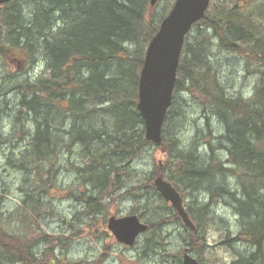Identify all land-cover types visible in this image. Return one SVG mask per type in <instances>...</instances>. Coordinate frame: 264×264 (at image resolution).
Returning a JSON list of instances; mask_svg holds the SVG:
<instances>
[{"label":"trees","instance_id":"1","mask_svg":"<svg viewBox=\"0 0 264 264\" xmlns=\"http://www.w3.org/2000/svg\"><path fill=\"white\" fill-rule=\"evenodd\" d=\"M16 1L0 6V58L11 51L34 63L31 66L39 61L45 64L37 78L22 80L11 73L9 80L0 83V98L7 100L13 94L17 98L13 104L7 100L14 105L5 110L11 130L3 134L0 129V148L10 146L4 154L8 166L21 176L28 171L27 189L14 216L17 222L22 216L27 220L40 214L38 209L52 191L74 197L92 214L103 209L105 198L122 193V198L138 201L131 214L148 223L147 233L165 245L161 231L170 222L180 221L179 217L175 212L162 215L160 210L168 205L156 191L152 173L144 181L132 184V180L134 161L156 146L145 138L137 109L138 84L145 49L166 16V7L154 10L151 0H32L30 7L23 2L21 9ZM263 18L264 0H212L186 37L162 142L157 144L166 149L174 168L166 179L180 193L192 196L186 210L195 229L182 224L186 248L200 253L208 227L221 220L216 212L223 204L236 217L226 243L234 250L242 248V252L235 250L233 264H264ZM222 53L244 59L247 73L255 77L249 96L231 90L223 77L226 64L217 60ZM180 93L201 108L204 128L198 126L196 141L202 137L208 153H198L192 144L187 149L180 146L178 131L184 113L179 108L186 102ZM194 95L199 101H194ZM213 117L218 123L215 130ZM172 118L178 124L173 128ZM22 141L25 144L17 149ZM213 143L221 145L225 161ZM67 167L75 173L73 188L58 184ZM23 224L25 233L22 225L19 231H9L0 220V264H62L57 255L52 258V246L67 253L77 239L69 235L81 232L57 238L36 232L30 222ZM41 245L50 247L36 252ZM160 253L149 257L155 260ZM177 253L168 264H182L183 252ZM137 257L146 258L140 253Z\"/></svg>","mask_w":264,"mask_h":264},{"label":"rangeland","instance_id":"2","mask_svg":"<svg viewBox=\"0 0 264 264\" xmlns=\"http://www.w3.org/2000/svg\"><path fill=\"white\" fill-rule=\"evenodd\" d=\"M30 1L32 0H17L15 6L22 9V3L24 2L26 4L25 7L28 8V6H31L29 3ZM216 1L219 2L221 0ZM173 2L174 0H156L151 7L157 11L166 7L165 10L168 11ZM15 57L23 60V63L25 61L26 66L24 63L22 68L19 69L14 63L10 64L7 61V59ZM217 60H219V62L223 60V64H226L224 71L225 76L223 77L230 82L231 90H234L239 94H248L247 96H249L251 94L253 78L255 77H253L251 73H247L244 67V59L240 56L222 53ZM14 62L16 63V61ZM32 64L34 63H28L27 60H24L22 55L8 51L6 56L0 58V83L3 80H9L8 75L11 73H13L17 79L21 78L22 80L26 77L30 80L37 78L39 73L43 72L45 64L43 61H39V64L35 63L36 66H31ZM180 95L183 96L182 99L186 102L184 104L185 107L183 106L182 108H179V111H182L184 116L183 123H181L180 130L178 131V139H182V142L187 144L197 135L198 126L204 128L202 125L204 120L201 118V108L197 107L198 103H194L193 99L190 102L191 98L186 94L184 95V93H180ZM194 97V101H199L195 95ZM16 99L17 98L14 94L13 97L11 95L7 96V100L12 104ZM7 100L3 97L0 98V117L2 118L1 120L4 121L0 129L3 134L9 133L11 130L7 121V112L5 110L14 108V105ZM215 124H218L217 119L213 117L212 126L214 127V130L216 128ZM170 125L171 128L177 126L176 119L172 118ZM214 136H218L216 131L213 132V139L217 140ZM203 142L204 139L198 137V143L201 146V150L205 151V147L202 145ZM23 143L24 141L18 142L16 144L17 149H19ZM213 144L220 155L219 158L225 161L227 157L221 150V145L217 143ZM8 149H10L8 144L3 145V147L0 148L1 224L4 229H9V231L14 228H16V231H19V227L22 225V233H25L26 229H24L23 223L24 221L26 223L30 222L31 227H34L36 232L42 230L57 238L63 234L65 235V233L70 234L77 230L81 231L76 237L69 235V237L77 239L71 244L67 253H62L59 250L60 247L56 249V246H52L55 247V253H53L52 258L55 259L57 255L63 262H66H62V264H67L69 262H76L77 264H168V259L172 260L173 257H178L179 253L177 252H183L187 247L182 238L183 229L182 223L179 220L170 222V225L165 226L161 231L165 238V245H161L157 242V239H154L151 232L142 235L137 243L131 248L116 244L114 238L105 233L107 230L106 225L108 219L112 215L131 214L132 208L139 207V203L134 197L127 196L122 198V193L112 195L111 198H105L101 202L103 209L97 210L95 214H92L87 212L84 203H78L74 197H63L59 192L52 191L49 193L50 200H46L47 202H44L45 204L42 209H38V211L41 212L40 214L31 215L27 220H25L20 214L22 218H19L20 220L17 222V217L14 216L18 213L17 209L21 198L24 197L23 190L27 189L25 176L28 174V171H22L21 176L18 170L15 171L12 167L6 164V157L4 154ZM75 152L76 149L74 150V154ZM71 153L66 155L67 158L71 157ZM71 159L75 162L76 156L74 155ZM171 163L169 154L165 148L158 146L148 147L146 151H143L140 158L134 161L133 169L135 170V175L132 184H135L138 181H144L151 173V178H153L152 183L154 178L159 174H163L166 177V173H171L173 168ZM138 178L140 179L138 180ZM75 183V173L72 169L67 167L61 175L58 184H61L64 188H73ZM77 192H79V190H77ZM182 197L183 205L186 206V204L191 202L192 196L189 194L183 193ZM144 200L146 199L143 198L141 200L142 203L145 202ZM167 205L168 209L167 207H164V210H160L162 211L163 216L172 215L175 212L170 204ZM140 210L143 211V209ZM216 216L221 218V220H217V223H211L208 227L206 241L204 243L205 245L201 248L200 253L198 252L194 254V257L201 259V264H233L236 257L235 250L242 252V248L238 247L234 250L226 243L225 236L227 230L234 229L236 217L234 216L233 211L229 207H225L223 204L218 206ZM166 221H168V218H166L164 222L166 223ZM93 222H95V224ZM93 224L95 227L90 226ZM81 228H83L84 233ZM62 242L70 244L69 241L64 238ZM49 247V245H41L36 252L43 249L46 250V248ZM164 248L167 249V251H163ZM107 250H110V253L109 251L107 252ZM159 251L161 252L160 256L157 258V255H155V260H153L152 256L149 257L150 254ZM138 253L144 254L146 258L144 260L138 259Z\"/></svg>","mask_w":264,"mask_h":264},{"label":"water","instance_id":"3","mask_svg":"<svg viewBox=\"0 0 264 264\" xmlns=\"http://www.w3.org/2000/svg\"><path fill=\"white\" fill-rule=\"evenodd\" d=\"M12 0H0V4ZM211 0H176L169 14L161 21L157 33L149 42L140 71L137 108L144 120L145 137L159 144L167 110L173 99L177 68L187 33L194 23L204 17ZM155 0H152L154 4ZM154 186L165 201L170 202L183 223L194 225L183 206L178 191L162 176L155 178ZM148 225L136 215L112 216L108 229L120 243L133 245ZM183 264H199L187 252Z\"/></svg>","mask_w":264,"mask_h":264},{"label":"bare ground","instance_id":"4","mask_svg":"<svg viewBox=\"0 0 264 264\" xmlns=\"http://www.w3.org/2000/svg\"><path fill=\"white\" fill-rule=\"evenodd\" d=\"M138 104V103H137ZM182 136V135H181ZM196 138H197V136H194L193 137V139L191 140V142L189 141L187 144H184L183 142H182V139H181V141H180V146L182 145V144H184L183 146V148H188V146L189 145H193L196 149H197V151H198V153H200V152H205V153H208L207 151H209V147H207V146H204L203 144V146L205 147V151H202L201 150V146H200V144L198 143V140L196 141ZM25 144V143H24ZM214 147V146H213ZM215 148V147H214ZM216 149V148H215ZM142 209H143V207H142ZM188 228H190V229H192L191 227H188ZM181 261H182V264H183V255H181Z\"/></svg>","mask_w":264,"mask_h":264}]
</instances>
